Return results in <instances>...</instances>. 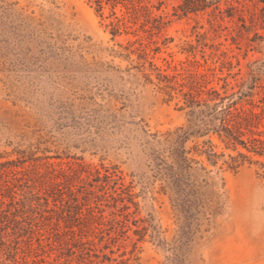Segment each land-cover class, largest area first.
Segmentation results:
<instances>
[{
    "label": "rangeland",
    "instance_id": "rangeland-1",
    "mask_svg": "<svg viewBox=\"0 0 264 264\" xmlns=\"http://www.w3.org/2000/svg\"><path fill=\"white\" fill-rule=\"evenodd\" d=\"M184 2L0 0V264H264V0Z\"/></svg>",
    "mask_w": 264,
    "mask_h": 264
},
{
    "label": "trees",
    "instance_id": "trees-1",
    "mask_svg": "<svg viewBox=\"0 0 264 264\" xmlns=\"http://www.w3.org/2000/svg\"><path fill=\"white\" fill-rule=\"evenodd\" d=\"M96 3L101 7L103 0H95ZM204 0H185L184 4L182 5V10L185 12H190L197 10L199 7L202 6L201 2ZM190 94V93H189ZM186 95V94H185ZM186 103L188 105H198L201 106L202 102L200 99L186 97ZM223 98H220V100ZM222 102V103H221ZM237 102L235 100L228 101L224 103L223 101L215 102L214 104H209L206 102V106L209 107V112L207 111V119L206 132L213 131V133H217L229 147H232L234 150L238 151V156L247 157L244 154L243 149L248 152H253L255 155H259L264 157V139L257 138L254 136L255 132H252L250 136L245 138L244 136L246 133L243 131V128L248 125V114L243 115L240 110H237L236 107ZM235 110V111H234ZM253 116L255 113H251ZM216 121L219 123L217 124ZM180 130H183L182 128ZM250 131V130H249ZM181 140L186 139L188 137L187 131H183L182 133L178 134ZM211 154H215L213 149L210 147ZM232 159L235 160L236 157L231 156ZM264 166V162H259ZM39 200H35L29 198V205L34 206V203H37ZM16 209L14 211H8L6 209L0 208V244L2 246L5 245L7 230H4L3 226L8 224L13 225L14 227L19 223V216L20 214H16ZM14 229V228H13Z\"/></svg>",
    "mask_w": 264,
    "mask_h": 264
}]
</instances>
